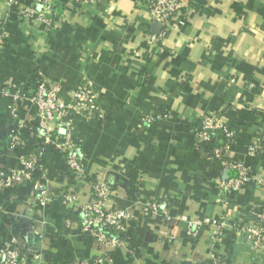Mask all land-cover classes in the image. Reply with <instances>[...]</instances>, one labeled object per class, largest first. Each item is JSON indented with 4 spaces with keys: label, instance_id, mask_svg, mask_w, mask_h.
Here are the masks:
<instances>
[{
    "label": "crops",
    "instance_id": "crops-1",
    "mask_svg": "<svg viewBox=\"0 0 264 264\" xmlns=\"http://www.w3.org/2000/svg\"><path fill=\"white\" fill-rule=\"evenodd\" d=\"M7 1L0 0V87L22 89L24 101L12 118L11 100L0 96V171L18 169L22 156L43 148L30 102L35 80L59 81L66 102L88 83L103 117H72L84 179L72 174L55 146L44 148L39 175L52 196L47 208L31 205L32 180L0 185V247L15 238L37 250L41 264L102 254L94 238L80 232L78 204L64 202L62 193L89 202L92 183L105 175L113 190L108 206L130 207L135 216L127 246L112 249L106 264H212V258L264 264V247L239 232L258 225L251 207L263 195L255 181L218 204L212 178L222 166L194 143L202 116H221L232 132L230 157L264 171V0H184L190 8L169 19L158 43L147 37L158 26L136 0H61L56 28L33 15L18 18L31 0L11 8ZM163 110L168 118L138 125L141 113ZM19 122L24 144L11 148ZM251 143L261 145L254 158L245 154ZM154 201L164 204L169 218L141 213L140 205ZM194 218L209 223L189 234ZM219 222L222 233L214 240Z\"/></svg>",
    "mask_w": 264,
    "mask_h": 264
},
{
    "label": "built area",
    "instance_id": "built-area-1",
    "mask_svg": "<svg viewBox=\"0 0 264 264\" xmlns=\"http://www.w3.org/2000/svg\"><path fill=\"white\" fill-rule=\"evenodd\" d=\"M17 0H8V7H14ZM137 7H145L151 15V23L158 26L156 33L148 34L150 42L158 43L170 28L169 19L180 17L190 8L184 0H136ZM33 15L40 23L56 28L61 19V0H31L30 6L19 10L18 18ZM4 34H0V48L3 46ZM59 81L46 83L37 79L33 83V93L30 99L35 108L38 119V131L43 142V148L34 149L20 160L18 169L0 171L1 184H21L25 180H32L35 193L30 198L31 205L47 208L52 196L42 182L39 170L40 159L44 155V148L55 146L63 155L66 166L79 180L85 178V166L79 145L73 140L72 117L80 115L85 121L92 118H102L103 111L99 105L97 94L92 87L81 82L71 92V102H66L60 96ZM0 96L11 100L8 113L12 118L19 116L24 95L22 89H14L8 85L0 87ZM169 117L167 110L161 112L141 113L138 125L150 127L154 123ZM23 125L19 122L17 128L10 135V147L15 148L24 144L17 130ZM232 142V132L227 123L218 115H203L194 131V143L200 152L208 158L220 162L222 169L212 178L218 189L216 202L221 205L228 203V196L232 191L239 190L251 180L255 181L257 189L263 195V202L252 205L251 210L257 219L256 227L240 228L239 232L248 234L254 245L264 247V171L254 172L244 161L234 160L229 150ZM261 145L248 144L245 154L254 158L260 153ZM38 173L36 177L34 175ZM113 194L108 178L93 182L91 185V200L77 203L71 192H63L62 199L66 203H76L79 206L80 232L92 236L96 244L102 249V254L92 259H76L72 264H106L111 260L112 249L125 247L128 244L130 223L135 219L132 208H111L108 206ZM144 216L162 215L168 217L164 204L154 201L139 206ZM69 224V221H66ZM209 223L208 219L194 218L189 220L188 232L193 234L200 226ZM217 230L213 234L215 240L222 233L223 222L216 224ZM173 236V235H172ZM23 237V236H22ZM32 260L41 264L40 253L24 243H18L14 238L5 241L0 247V264H28ZM212 264H222L219 258H212Z\"/></svg>",
    "mask_w": 264,
    "mask_h": 264
},
{
    "label": "trees",
    "instance_id": "trees-1",
    "mask_svg": "<svg viewBox=\"0 0 264 264\" xmlns=\"http://www.w3.org/2000/svg\"><path fill=\"white\" fill-rule=\"evenodd\" d=\"M38 175V173L36 172V174L34 175V177H36ZM19 225V224H18Z\"/></svg>",
    "mask_w": 264,
    "mask_h": 264
}]
</instances>
